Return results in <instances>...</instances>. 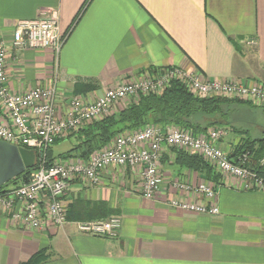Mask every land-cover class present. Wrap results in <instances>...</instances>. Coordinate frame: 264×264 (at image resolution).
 <instances>
[{"label": "crops", "instance_id": "obj_1", "mask_svg": "<svg viewBox=\"0 0 264 264\" xmlns=\"http://www.w3.org/2000/svg\"><path fill=\"white\" fill-rule=\"evenodd\" d=\"M51 13L66 34L57 62L49 49L38 46L8 49L10 90L48 85L57 75L56 93L64 108L71 94L92 99L124 78L169 66L264 87V0H0V41L10 44L17 21ZM131 100L120 102L117 110ZM244 102L238 114L248 121L250 110H264ZM248 123L242 126L252 137L264 134V124L253 116L251 130ZM223 129L219 146L229 155L244 134ZM70 134L56 143L72 139ZM179 150L201 156L163 145L162 181L151 199L141 194L140 168L110 165L95 184L80 178L70 182L61 226L48 221L32 229L0 209V264H22L39 250L47 256L38 264H264V191L244 189L238 178L204 157L209 165L202 169L181 164ZM176 181L213 186L219 211L172 208L171 197L212 204L202 194L178 190ZM112 216L121 220L112 235L77 228L80 221Z\"/></svg>", "mask_w": 264, "mask_h": 264}, {"label": "built area", "instance_id": "obj_2", "mask_svg": "<svg viewBox=\"0 0 264 264\" xmlns=\"http://www.w3.org/2000/svg\"><path fill=\"white\" fill-rule=\"evenodd\" d=\"M65 39L66 34L59 31L57 15L51 13L41 19L17 21L12 29L10 44L0 41V140L31 150L37 157L27 181L0 191V209L9 213L13 220L32 229H40L48 221L56 226L63 225L66 221L63 197L70 182L80 178L88 184H95L99 173L110 165L140 168L141 194L151 199L162 181L159 166L163 145L200 154L221 173L238 178L244 189L264 191V177L246 166L248 151L239 154L233 162L220 148L219 140L225 133L220 126L205 133H193L175 125L146 124L117 134L87 158H55L49 161L47 151L55 140L114 113L117 105L124 100L135 99L142 93H159L171 80L182 82L188 91L200 97L236 98L264 107V87L257 81L208 79L199 71L180 66L124 78L92 99L71 94L66 98L64 108L59 104L56 93L57 75L48 85L17 92L9 89L8 49L38 46L49 49L57 62ZM260 165L264 167V158L260 159ZM174 186L178 190L202 194L212 204L171 197L168 204L172 208L207 214L219 211L213 203L215 189L210 184L201 182L193 186L176 181ZM17 204H20L19 208L15 207ZM120 223V218L112 216L80 221L77 228L85 234L112 235Z\"/></svg>", "mask_w": 264, "mask_h": 264}, {"label": "trees", "instance_id": "obj_3", "mask_svg": "<svg viewBox=\"0 0 264 264\" xmlns=\"http://www.w3.org/2000/svg\"><path fill=\"white\" fill-rule=\"evenodd\" d=\"M241 104L246 103L236 98L194 95L182 82L171 80L159 93H142L114 113L92 121L71 133V137L75 139L74 144L57 157L87 158L94 150L109 143L117 134L146 124L175 125L193 133H205L210 128L220 126L234 133L244 134L228 158L235 162L239 154L248 151L249 158L251 157L255 163L251 164L250 161L246 166L264 177V167L258 163V160L264 156V134L260 137H252L248 129L242 126V123L249 121L238 114V105ZM57 141L55 140L54 143ZM47 156L49 161L55 159L51 147L47 151ZM176 159L179 163L195 169H202L209 165L202 156L189 155L180 150L177 152ZM29 175L30 169H27L9 182L0 185V191L8 186H17L27 181ZM46 256L47 253L44 250H39L22 264H38Z\"/></svg>", "mask_w": 264, "mask_h": 264}, {"label": "water", "instance_id": "obj_4", "mask_svg": "<svg viewBox=\"0 0 264 264\" xmlns=\"http://www.w3.org/2000/svg\"><path fill=\"white\" fill-rule=\"evenodd\" d=\"M35 152L0 140V185L32 169L36 165Z\"/></svg>", "mask_w": 264, "mask_h": 264}, {"label": "rangeland", "instance_id": "obj_5", "mask_svg": "<svg viewBox=\"0 0 264 264\" xmlns=\"http://www.w3.org/2000/svg\"><path fill=\"white\" fill-rule=\"evenodd\" d=\"M249 116V123L247 127L251 130V116H253V120L258 121L262 124H264V110L258 109L253 114H251V110L247 113ZM75 139H62L56 144L52 145V149L54 152V155H58L59 153L64 152L66 149L70 148L72 144H74Z\"/></svg>", "mask_w": 264, "mask_h": 264}]
</instances>
